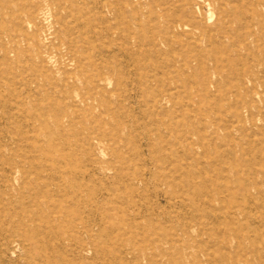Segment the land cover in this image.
<instances>
[{"label": "rangeland", "instance_id": "374dc122", "mask_svg": "<svg viewBox=\"0 0 264 264\" xmlns=\"http://www.w3.org/2000/svg\"><path fill=\"white\" fill-rule=\"evenodd\" d=\"M262 84L264 0H0V264H264Z\"/></svg>", "mask_w": 264, "mask_h": 264}, {"label": "bare ground", "instance_id": "6f19581e", "mask_svg": "<svg viewBox=\"0 0 264 264\" xmlns=\"http://www.w3.org/2000/svg\"><path fill=\"white\" fill-rule=\"evenodd\" d=\"M202 1V0H201ZM200 4V3H199ZM198 6V8L200 7L198 4L196 5V7ZM82 13V12H81ZM82 17V16H81ZM12 21V20H11ZM81 22V21H80ZM261 87L264 88V84L261 85ZM253 91L256 93L255 88H251V89H246V91ZM4 113V112H3ZM30 113V112H29ZM38 114V113H37ZM47 120V119H46ZM239 121H246L241 115L239 117ZM232 125L234 124V121H231ZM249 124H253V120H249ZM230 138L233 139L234 137H232V135H230ZM230 159V157H229ZM230 167L227 168V170L235 173L237 170L235 169V165L238 163L239 165H241L243 167V160L241 158H237V157H232V160H230ZM264 162V161H263ZM264 164V163H263ZM262 173V171H260ZM239 186H244L246 191L248 193V190H255L256 195H250L247 196V199L245 200L244 198L238 200L236 198H234V194H233V190L230 187H224L223 192H218L217 195H222L224 194V192H226V197L223 198V208L222 209H215L214 207H211V211L214 212L212 213V215H210V221L212 223H216V222H225L227 219L230 220V222H233V220L238 222V228H233V230L231 231V234H227L224 233L225 236H223V239L225 241L226 244H233V246L238 250V251H242L243 249L247 248L249 250V252L251 254L254 255V253H256L257 255H259L258 257H260V250L262 255H264V249L261 247H264V218L262 217V214L260 215L259 211L264 210V207H262L261 205H255L254 200L255 199H260V200H264V191L261 190V188H259V185L262 184L264 185V177H262L261 182L257 181L254 183H246V182H240L237 181V183ZM210 200L214 201L215 198H210ZM159 203V201H157ZM160 204V203H159ZM159 204L157 205V210H159L160 208L158 207ZM156 205H153L154 208L153 210L150 212V215L154 214V210L156 208ZM224 209V212H222V210ZM219 213H216V212ZM255 213L253 214L254 216L250 215L251 213ZM259 214V219L258 217H256V215ZM255 225V232L258 230L259 234H258V240L254 239V230L251 231V227ZM254 229V228H253ZM216 231L213 230L212 233H215ZM255 236H257L255 234ZM130 239V238H129ZM257 242H259V246L256 245ZM151 246V245H149ZM245 249V251L247 250ZM129 254V253H126ZM162 258V257H161ZM240 262H242V264H247L245 261H242L238 258L234 257V262L233 264H239Z\"/></svg>", "mask_w": 264, "mask_h": 264}]
</instances>
